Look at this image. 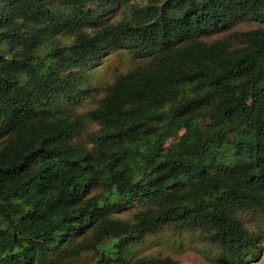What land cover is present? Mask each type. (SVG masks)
<instances>
[{
    "label": "trees",
    "instance_id": "trees-1",
    "mask_svg": "<svg viewBox=\"0 0 264 264\" xmlns=\"http://www.w3.org/2000/svg\"><path fill=\"white\" fill-rule=\"evenodd\" d=\"M113 2L0 0V264H80L86 251L128 264L126 247L164 226L247 264L257 235L238 213H264V0H147L130 19L87 24ZM249 17L257 27L202 38ZM122 46L140 63L95 107H50L78 97L84 67ZM85 121L96 124L86 144ZM131 200L144 207L111 216Z\"/></svg>",
    "mask_w": 264,
    "mask_h": 264
},
{
    "label": "rangeland",
    "instance_id": "rangeland-1",
    "mask_svg": "<svg viewBox=\"0 0 264 264\" xmlns=\"http://www.w3.org/2000/svg\"><path fill=\"white\" fill-rule=\"evenodd\" d=\"M112 4L97 10L87 24L101 22H115L121 19H130L134 9L144 8L147 0H114ZM97 3L96 5H98ZM258 26L254 18H243L233 23L229 22L216 26L206 27L202 32V38L212 40L229 33L245 31ZM91 28V27H90ZM62 40H68L70 33L63 31L57 35ZM140 63L128 52L126 46L101 54L97 59L84 67L82 93L75 98L58 97L50 104L54 110L68 108L76 113H84L96 106L101 98L105 86L112 81L116 74L125 72ZM96 124L85 121L80 131V140L86 144V134L95 129ZM167 146L173 145V139L167 140ZM144 207L140 201L131 200L121 210L112 213V217L129 219L137 211ZM241 225L257 235L253 246L244 254L247 264H264V213L260 209L238 213ZM88 233V232H87ZM86 233V234H87ZM84 237L78 234L62 243L56 250L47 255L53 258L66 251ZM124 259L128 264L137 259L146 257H169L183 264H225L230 257L222 253L220 249L202 240L196 230H172L168 226L145 235L138 241L128 245L124 250ZM75 260L80 264H94L97 255L94 252H82ZM106 264H118L117 261H109Z\"/></svg>",
    "mask_w": 264,
    "mask_h": 264
}]
</instances>
